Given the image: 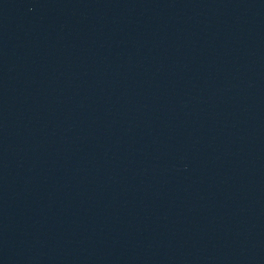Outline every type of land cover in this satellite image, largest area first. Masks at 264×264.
Here are the masks:
<instances>
[{
	"label": "water",
	"instance_id": "obj_1",
	"mask_svg": "<svg viewBox=\"0 0 264 264\" xmlns=\"http://www.w3.org/2000/svg\"><path fill=\"white\" fill-rule=\"evenodd\" d=\"M0 264H264V0H0Z\"/></svg>",
	"mask_w": 264,
	"mask_h": 264
}]
</instances>
